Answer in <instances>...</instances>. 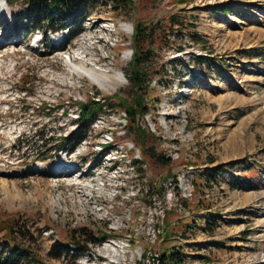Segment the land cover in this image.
I'll return each instance as SVG.
<instances>
[{
    "label": "rangeland",
    "instance_id": "374dc122",
    "mask_svg": "<svg viewBox=\"0 0 264 264\" xmlns=\"http://www.w3.org/2000/svg\"><path fill=\"white\" fill-rule=\"evenodd\" d=\"M113 1L101 0L57 51L66 37L61 22L21 21L13 34L7 21L23 6L0 0V220L18 217L25 235L16 243L28 251L11 264H117L105 252L112 244L122 247L119 264H150L171 248L182 264H264V5L250 3L264 0H130L125 9ZM137 23L148 32L143 50L152 77L143 93L147 113L136 118L148 134L147 156L114 106L97 113L71 150L79 181L54 178L51 166L65 153L60 144L76 126V101L134 98L127 75ZM35 38L42 39L38 49L31 48ZM82 47L85 60L124 80L99 85L73 74L66 58ZM107 158H118L110 172ZM185 164L197 172L191 199H166L167 176ZM87 167L93 172L82 176ZM70 230L81 231L90 254L59 246ZM110 231L117 239L98 238ZM6 250L0 247L1 258Z\"/></svg>",
    "mask_w": 264,
    "mask_h": 264
},
{
    "label": "trees",
    "instance_id": "16d2710c",
    "mask_svg": "<svg viewBox=\"0 0 264 264\" xmlns=\"http://www.w3.org/2000/svg\"><path fill=\"white\" fill-rule=\"evenodd\" d=\"M7 3L17 4L20 3L23 7L14 16V24L18 27L17 23L24 20L27 25L35 24L38 26H50L53 22H61V27H65L68 32V39L72 40L78 33L79 29L73 30V25L78 26L82 23L83 19L87 17L86 15L92 10L96 5L100 3L101 0H5ZM189 0H178L179 4L187 3ZM117 3L116 8L125 9V7L131 3L130 0H114ZM221 12H227V9H223ZM177 23L175 18L170 19V25ZM177 32H179L177 30ZM148 32L142 23H137L133 27V32L131 35L130 42L133 45V54L131 58L130 70L128 76V83L130 86V94L134 95L131 99L123 98L122 100L117 99L118 105L115 103H110L103 101H96L94 99L88 100L85 103L79 105L80 111L77 117L76 126L74 130L64 135L63 141L60 144L62 148H65L67 144L71 147L69 150H73L77 145H79L89 133V127L94 121L95 116L99 112H104L108 108H114V106H119L124 111V115L127 121L130 123L129 129L133 130L138 137V142L141 145L140 152L142 157L147 156L146 148H144V143L148 138V134L144 129L139 127L136 123V118L144 116L147 113V103L143 97V93L146 94L148 86L152 82V77L147 75V69L145 66L144 57L148 54V50L144 49V43H146ZM181 50V48L179 49ZM198 61L201 59L197 58ZM25 81V79L23 80ZM142 95V96H141ZM116 108V107H115ZM46 114L48 115L50 109L44 107ZM136 125V126H135ZM157 159H162L157 156ZM142 160V159H141ZM139 161L133 160L132 164L135 166ZM138 171H142V168H137ZM223 169H221L222 171ZM232 176L231 178H233ZM195 183V181H194ZM232 188H236L234 181L231 183ZM172 212V211H171ZM19 223L18 217L11 215L3 220H0V247H5V258L0 257V264H11L12 259L22 260L25 252H28L21 242L16 243V235L19 234L23 237V234L17 227ZM81 230V229H80ZM81 231L70 230L64 237L63 240L59 241V246H65L68 250H71L75 255L79 253L90 254L92 249L85 244L81 237ZM116 235L110 233H101L98 238L101 240L109 239ZM21 240V239H20ZM22 241V240H21ZM71 245V246H69ZM171 248L170 250H165L159 252L156 260L158 264H182L183 259L180 252H176ZM1 255V254H0ZM28 256V255H27ZM142 256H145L143 253ZM209 260L207 257H204ZM17 260V261H18Z\"/></svg>",
    "mask_w": 264,
    "mask_h": 264
},
{
    "label": "bare ground",
    "instance_id": "6f19581e",
    "mask_svg": "<svg viewBox=\"0 0 264 264\" xmlns=\"http://www.w3.org/2000/svg\"><path fill=\"white\" fill-rule=\"evenodd\" d=\"M250 3L252 5H255V4L261 5V6L264 5L263 3H260V2H258V3L250 2ZM3 7H4V5H3ZM90 40H94V38H91ZM87 41H89V40H87ZM86 57H87V55L85 54V50H83V47H82V48L78 49L76 52L69 53L68 57L66 58V64L69 66L72 73L75 74L76 76H78L79 78H88L93 83L99 84V85H102L103 83L108 82L110 78H113L114 80H117L119 82H122L124 80V77L121 73H118V74L116 73L114 76H110L109 75L110 72L108 70L98 68V60L91 59L90 61H87V60H85ZM238 147H239V142H238V140L234 139L232 147H231L232 151L237 150ZM0 167H1V165H0ZM37 167H38V169L42 168V166L40 167V164L37 165ZM53 169L51 170V176H53L54 178L65 177V178L72 180V181L73 180L79 181V179H80L79 177L78 178L74 177L75 171H73V170L67 171V172L64 170H61L59 172H55L56 170H53ZM59 169H61V168L59 167L57 170H59ZM84 174H85V172L82 173V176ZM100 182H103V180H101ZM99 185H100V183H99ZM70 186H72V184H70ZM121 250H122V247L120 245H113V244L108 245L105 248V252L107 254H110L109 257L111 258V260H113L114 263L117 262V264H119V262L121 261L120 254H118L121 252Z\"/></svg>",
    "mask_w": 264,
    "mask_h": 264
},
{
    "label": "built area",
    "instance_id": "2783aa9c",
    "mask_svg": "<svg viewBox=\"0 0 264 264\" xmlns=\"http://www.w3.org/2000/svg\"><path fill=\"white\" fill-rule=\"evenodd\" d=\"M168 144H172V143L170 142ZM174 152H176V150ZM168 153L169 154L167 155V157H172L170 148L168 150ZM134 170L135 169H133V172ZM196 173L197 172L194 170V167H182L179 170H177L172 176H169L170 178H167L165 183L167 184L169 188H172V190H170V193L167 194L166 199L172 198L173 200H176L177 202H179V200L191 199L192 191H193L192 190L193 185H192L191 178L193 174H196ZM149 188H150V191L153 192V188L151 185H149ZM157 198L158 197L154 198V200L157 201ZM172 209L173 208H170V211ZM164 218H165V215L162 217L161 220H163ZM157 256L158 255L150 257L151 259L150 264H158V261L156 260Z\"/></svg>",
    "mask_w": 264,
    "mask_h": 264
}]
</instances>
